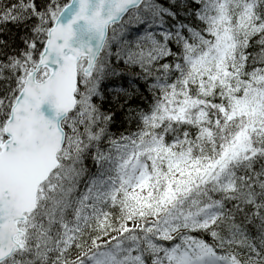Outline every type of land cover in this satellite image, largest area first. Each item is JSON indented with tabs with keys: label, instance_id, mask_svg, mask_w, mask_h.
I'll return each mask as SVG.
<instances>
[{
	"label": "snow or ice",
	"instance_id": "obj_1",
	"mask_svg": "<svg viewBox=\"0 0 264 264\" xmlns=\"http://www.w3.org/2000/svg\"><path fill=\"white\" fill-rule=\"evenodd\" d=\"M0 264H264V0H0Z\"/></svg>",
	"mask_w": 264,
	"mask_h": 264
}]
</instances>
